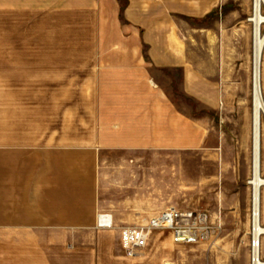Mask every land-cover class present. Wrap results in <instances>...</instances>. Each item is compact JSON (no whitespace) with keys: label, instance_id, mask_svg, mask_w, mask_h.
<instances>
[{"label":"crops","instance_id":"0c3cea01","mask_svg":"<svg viewBox=\"0 0 264 264\" xmlns=\"http://www.w3.org/2000/svg\"><path fill=\"white\" fill-rule=\"evenodd\" d=\"M98 1L0 0V264H103L119 226L174 206L160 195L161 161L175 166L183 149L208 139L173 97L178 80L179 92L208 105L214 61L175 56L173 25L210 13L215 0H125V23L145 55L95 56L86 51L93 43L22 38L23 16L87 13ZM101 212L112 227L98 226Z\"/></svg>","mask_w":264,"mask_h":264},{"label":"rangeland","instance_id":"374dc122","mask_svg":"<svg viewBox=\"0 0 264 264\" xmlns=\"http://www.w3.org/2000/svg\"><path fill=\"white\" fill-rule=\"evenodd\" d=\"M98 3L87 13L53 7L39 10L31 17L23 16L22 38L31 36L39 46L47 42L52 46L93 43L97 48L87 45L86 51L95 56L126 55L128 51L133 55H145L143 47L135 48L139 44L138 37L125 23L126 1L99 0ZM251 12L252 0H215L210 13L201 18L183 15L182 22L177 18L173 25L175 56L181 57L183 52V56L188 57L197 52L199 57L213 58L214 95L211 102L204 105L184 95L183 91L180 93L178 90L182 88L176 81L173 98L177 108L183 115L198 118L199 126L203 127L199 133L205 137L207 130L208 139L202 140L197 147L183 149L181 160L175 166L170 167L168 160L161 161L160 195L168 205L207 212L213 221L221 224L220 233L211 243L178 245L172 242L168 231H156L141 256L127 258L121 236V227L127 225H121L111 247L112 258H103V264H248L252 69V24L248 18ZM169 32L166 30L165 34ZM128 41H133L134 46H127ZM261 83L264 95L263 71ZM31 99L43 105L52 101L54 106L67 100L61 97ZM262 128L260 153L261 175L264 176V119ZM261 192V222L264 224V188ZM122 197L125 193L110 197V200ZM262 252L264 254V242Z\"/></svg>","mask_w":264,"mask_h":264},{"label":"built area","instance_id":"2783aa9c","mask_svg":"<svg viewBox=\"0 0 264 264\" xmlns=\"http://www.w3.org/2000/svg\"><path fill=\"white\" fill-rule=\"evenodd\" d=\"M252 217L253 212L250 210L247 237L248 264H264L262 252L264 234L254 233ZM108 219H110L109 223H107ZM97 223L103 228L111 227V216L100 213L97 216ZM259 223L262 224L260 221ZM164 230L170 233L172 242L178 245L211 243L220 233L221 224L213 221L205 211L168 206L151 217L141 218L135 224L121 227L124 255L127 258L141 256L148 248L154 232Z\"/></svg>","mask_w":264,"mask_h":264},{"label":"bare ground","instance_id":"6f19581e","mask_svg":"<svg viewBox=\"0 0 264 264\" xmlns=\"http://www.w3.org/2000/svg\"><path fill=\"white\" fill-rule=\"evenodd\" d=\"M264 0H252V12L248 20L252 24V69H251V112L250 140L251 167L247 183L251 188V210L254 233L264 234L261 222V194L264 176L261 175V134L264 119V95L261 86V64L264 56Z\"/></svg>","mask_w":264,"mask_h":264}]
</instances>
